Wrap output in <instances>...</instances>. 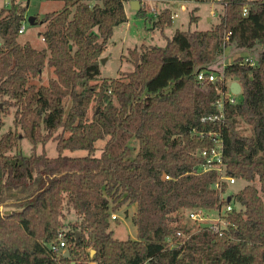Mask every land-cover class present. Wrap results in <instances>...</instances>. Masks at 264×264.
Returning a JSON list of instances; mask_svg holds the SVG:
<instances>
[{
	"label": "trees",
	"instance_id": "1",
	"mask_svg": "<svg viewBox=\"0 0 264 264\" xmlns=\"http://www.w3.org/2000/svg\"><path fill=\"white\" fill-rule=\"evenodd\" d=\"M128 1L64 0L36 16L46 48L19 41L27 5L11 0L0 10V129L3 113L15 117V130L0 136V191L36 185L23 212L0 216V264H264V0H221L210 29H177L165 45L130 48L123 58L133 69L102 77L100 58L129 20ZM150 20L162 31L174 23L168 7ZM228 46L241 56L217 73L211 65ZM255 51L256 63H245ZM47 67L53 76L38 83ZM233 81L242 86L234 103ZM217 138L225 173L247 183L236 192L205 169L203 152ZM50 140L57 156L45 150ZM133 205L136 239H119L111 215ZM191 209L219 210L229 224L194 230L185 222ZM62 240L69 257L52 248Z\"/></svg>",
	"mask_w": 264,
	"mask_h": 264
},
{
	"label": "rangeland",
	"instance_id": "2",
	"mask_svg": "<svg viewBox=\"0 0 264 264\" xmlns=\"http://www.w3.org/2000/svg\"><path fill=\"white\" fill-rule=\"evenodd\" d=\"M9 0H0V10L2 8L8 7L7 4ZM27 5L26 19L23 22L24 32L20 33L19 41L21 43L31 42L37 48H46L47 44L43 40L41 32L46 28V25L38 20L35 23H32L29 20L30 16H38L43 18L46 13L52 11H59L62 9L64 0H18V2ZM127 13L129 15V23H123L115 29V32L108 42L107 49L105 50L103 56L100 58V68L102 77H117L120 70L129 71L133 69V65L126 61L123 58V55L128 53L130 48L140 47L141 45L149 44H158L165 45L167 42L166 37H171L177 29L180 30H206L210 29L216 23L219 22L220 14L224 11V6L219 1L215 0H167L161 2H155L153 0H148L147 10L148 15L139 17L134 14V11L129 9V3L126 2ZM169 7L173 9V12H177L178 16H175V20L172 26L167 27L162 31L159 27L154 26V21L150 20L153 16H156V13L161 9ZM198 19L196 21L191 20L192 11H194ZM213 12H216L217 15H212ZM149 18V19H148ZM224 52V51H223ZM223 53L220 57H217L212 63L211 67L217 70V73H220L224 70V63L234 62V58L241 56L239 53H235L231 46L226 48V54ZM245 57H252L253 59L257 58L258 52L253 53L246 52L244 53ZM230 56V57H229ZM53 76V71L48 67L44 70L43 75L38 83L47 84L50 77ZM236 97L241 98V93L237 94ZM3 106L0 103V107ZM11 114L4 115V126L0 129V136L2 133L8 130H15L14 123V109L11 110ZM104 141L101 140L98 145L102 146ZM136 146L135 152L138 150L137 143H134ZM20 148L25 155H31L33 153V145L26 138H22L20 141ZM43 145L39 144L37 146V152L43 151ZM45 150L49 156H57V142L50 140L46 146ZM100 151L98 152V154ZM66 154L73 156L85 155V151H66ZM247 183L244 181H239L232 186V192H236L243 188ZM36 189L35 184H30L26 189L23 187L11 189H4L3 192L0 191V203H5L8 200H13L12 205L22 206L27 200L33 199L34 190ZM8 197H13V199H8ZM122 208L116 213L119 215L118 219L110 220V230H113L114 236L119 239L132 238L136 239L137 230L132 221V216L135 212V207ZM127 210V211H126ZM213 215V214H212ZM77 215L72 212L69 213L67 222L75 221ZM185 222L193 225V229L197 228V224L194 220L185 218ZM89 250H91L89 248ZM92 255L94 253H91ZM91 255V256H92ZM72 264H76L73 262ZM89 264H94V261H91Z\"/></svg>",
	"mask_w": 264,
	"mask_h": 264
},
{
	"label": "built area",
	"instance_id": "3",
	"mask_svg": "<svg viewBox=\"0 0 264 264\" xmlns=\"http://www.w3.org/2000/svg\"><path fill=\"white\" fill-rule=\"evenodd\" d=\"M10 1H7V4H10ZM141 1V6L145 5L146 3H148V0H140ZM215 1H221V0H215ZM248 11V7L245 6L244 8V13H247ZM24 32V26L21 27L20 29V33ZM226 38H229V35L226 36ZM44 40V38H43ZM226 48H224V55L227 56L226 54ZM228 57V56H227ZM230 57V56H229ZM235 59V58H234ZM244 62L245 63H251V64H255L256 61L255 59H253L252 57H245L244 58ZM230 64V63H228ZM227 62L224 63V68L228 65ZM218 74L213 72L211 74H209V79L211 81H216L218 78ZM198 78L200 80L206 78L205 73L201 72L198 76ZM222 80L224 79L223 76L221 78ZM229 95V99L232 103H234L236 101V94H234L231 91L230 88V92L227 93ZM223 95H225V93H223ZM225 98V97H223ZM219 106L223 107V100L219 101ZM210 119L212 117H209ZM216 140V146L214 148H212V150L210 152L208 151H204L203 155L207 156V163L205 165V169H212V168H216L218 170L219 173V180L220 181H227L230 184H235L237 182L235 177L232 176H228L225 173V168H224V163H223V159H222V143H221V138H217ZM164 179H171V176L169 174H164ZM227 210L231 211L232 210V205L229 204L227 206ZM213 214V215H212ZM118 214L117 213H112L111 217L112 219H118ZM187 217L188 219H190L191 221L194 220L195 223L197 224V227H199V224H208L212 230H214L215 232H220L222 231L225 227H227V225L229 224V221L223 216V213L218 211H207L204 209H191L187 211ZM54 251L57 252H66V242L65 240H62L59 244H55L52 246ZM94 264H96L94 262ZM144 264H149L148 261H146Z\"/></svg>",
	"mask_w": 264,
	"mask_h": 264
},
{
	"label": "water",
	"instance_id": "4",
	"mask_svg": "<svg viewBox=\"0 0 264 264\" xmlns=\"http://www.w3.org/2000/svg\"><path fill=\"white\" fill-rule=\"evenodd\" d=\"M137 4V8L136 10H138L141 7V1L140 0H132V5ZM29 20L32 23L36 22V16H30ZM2 44V41L0 39V46ZM231 91L234 94H240L242 92V86L240 84L239 81H233L231 83ZM1 196V195H0ZM8 199H13V197H8ZM232 197H228V201H231ZM13 200H8L5 203H0V216L4 217V216H10L13 213H18V212H23L25 210V208L27 207V205L23 204L22 206H17V205H12ZM77 235L79 236L80 233L78 232ZM92 252L95 253V249H92ZM65 257H69L70 256V251L66 250V252L64 253Z\"/></svg>",
	"mask_w": 264,
	"mask_h": 264
},
{
	"label": "crops",
	"instance_id": "5",
	"mask_svg": "<svg viewBox=\"0 0 264 264\" xmlns=\"http://www.w3.org/2000/svg\"><path fill=\"white\" fill-rule=\"evenodd\" d=\"M151 1V0H150ZM153 1H155V2H161L160 0H153ZM164 1V0H163ZM165 1H167V0H165ZM220 3H222L221 1H219ZM128 3H129V9H131V10H133L134 11V14L136 15V12H135V10H136V8H137V4H134V5H132V0H129L128 1ZM223 4V3H222ZM223 6H224V4H223ZM125 7H126V5H125ZM169 8V7H168ZM171 9V8H170ZM172 10V14H173V19L175 20V16L177 17L178 16V14H177V12H173V9H171ZM126 11H127V7H126ZM127 15H128V13H127ZM212 15H217V13L216 12H213L212 13ZM128 18H130L129 17V15H128ZM127 24L129 23V20H128V22H126ZM117 28V27H116ZM131 207H135V212H136V205H133V206H131ZM130 209V208H129ZM134 212V213H135ZM136 227V226H135ZM136 230H137V228H136ZM91 253H93L92 252V250H91Z\"/></svg>",
	"mask_w": 264,
	"mask_h": 264
}]
</instances>
